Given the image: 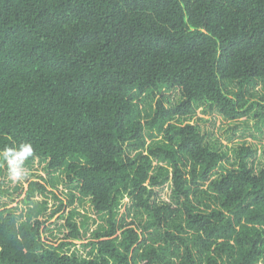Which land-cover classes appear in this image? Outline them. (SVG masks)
Here are the masks:
<instances>
[{
  "label": "trees",
  "instance_id": "1",
  "mask_svg": "<svg viewBox=\"0 0 264 264\" xmlns=\"http://www.w3.org/2000/svg\"><path fill=\"white\" fill-rule=\"evenodd\" d=\"M259 80L264 0H0V151L31 143L24 167L66 173L107 218L79 246L71 211L64 240L51 245L41 218L59 199L32 181L28 216L0 211V264L262 263L264 170L249 168L255 153L243 149L239 170L212 180L224 155L197 126L172 123L205 102L230 120L264 112V100L246 97ZM165 86L183 101L168 109L158 100L146 112L142 97ZM153 132L163 139L148 145ZM166 186L175 202L157 203ZM125 199L129 213L147 214L148 235L119 220Z\"/></svg>",
  "mask_w": 264,
  "mask_h": 264
},
{
  "label": "rangeland",
  "instance_id": "2",
  "mask_svg": "<svg viewBox=\"0 0 264 264\" xmlns=\"http://www.w3.org/2000/svg\"><path fill=\"white\" fill-rule=\"evenodd\" d=\"M231 89L236 92L237 87L232 86ZM247 99L251 101L261 102L264 100V81H257L253 87L248 88ZM140 100L141 107L146 112H152L158 100H162L168 109H173L182 101V95L179 89L162 87L159 92L154 94V97L147 98L143 96ZM177 125L190 124L197 126L199 131L205 137L207 146L220 154L224 155V160L221 166L215 170L212 180L220 179L222 175H226L231 171H238L242 158L243 149H250L255 153L253 159L248 160V165L256 175H259L264 170V112L261 108H255L249 116L230 120L224 118L218 109L208 102L198 104L195 112L190 118L175 122ZM182 123V124H181ZM155 138L153 133H146L147 144L156 145L158 141L163 139V136L157 135ZM0 183L2 185V192L5 195H0V211L8 210L17 215L28 216L29 208L22 203L28 190L29 184L32 181H39L42 184L48 185V190L53 191L59 201L54 204L50 201V212L41 218L43 225L44 241L51 245L58 246L68 233L64 223L68 214L73 211L75 213V221L82 229L83 242L86 243L96 238L102 230L106 229L107 218L97 215L92 209L91 203L88 199H84L77 184L67 181L66 173L54 174L45 171L44 165L36 162L34 164L25 165V179L23 182L12 183L7 175L6 162L0 157ZM165 168H168L166 163H161ZM52 183L55 186H52ZM157 203H171L175 202L173 192L169 186L161 188L157 191ZM63 210L53 218L49 219L51 211L60 206ZM130 199H125L121 209L119 220L123 221L128 228H134L140 233L150 232L147 229L149 224L147 214L131 210L129 213ZM145 235V234H144ZM148 237V236H146ZM264 264V261L262 263Z\"/></svg>",
  "mask_w": 264,
  "mask_h": 264
},
{
  "label": "clouds",
  "instance_id": "3",
  "mask_svg": "<svg viewBox=\"0 0 264 264\" xmlns=\"http://www.w3.org/2000/svg\"><path fill=\"white\" fill-rule=\"evenodd\" d=\"M34 154L31 143L25 142L18 146L5 147L0 157L6 162L7 175L12 183L23 182L25 179L24 163Z\"/></svg>",
  "mask_w": 264,
  "mask_h": 264
}]
</instances>
